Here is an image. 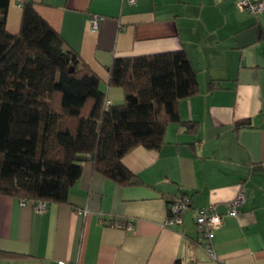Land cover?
<instances>
[{"label":"crops","instance_id":"obj_1","mask_svg":"<svg viewBox=\"0 0 264 264\" xmlns=\"http://www.w3.org/2000/svg\"><path fill=\"white\" fill-rule=\"evenodd\" d=\"M32 1L100 77L108 103L124 101L107 84L120 56L184 48L198 91L179 100L180 121L167 124L158 149L137 146L123 156L142 184L119 186L84 161L67 202L36 211L0 194V252L14 255L1 261L216 264L193 217V208L214 204L223 219L213 238L218 256L225 264H264V13L240 11L234 0ZM21 2L9 0L10 33L19 30ZM247 118L249 125L234 128ZM239 191L238 213L229 215L227 201ZM172 195L189 196L190 206L169 227Z\"/></svg>","mask_w":264,"mask_h":264},{"label":"trees","instance_id":"obj_2","mask_svg":"<svg viewBox=\"0 0 264 264\" xmlns=\"http://www.w3.org/2000/svg\"><path fill=\"white\" fill-rule=\"evenodd\" d=\"M8 4L0 0V194L67 202L84 161L119 186L142 184L122 158L137 146L158 149L167 124L180 121L179 100L197 93L186 50L114 57L107 84L124 101L111 104L100 77L32 0L21 2L16 33L5 26Z\"/></svg>","mask_w":264,"mask_h":264},{"label":"built area","instance_id":"obj_3","mask_svg":"<svg viewBox=\"0 0 264 264\" xmlns=\"http://www.w3.org/2000/svg\"><path fill=\"white\" fill-rule=\"evenodd\" d=\"M133 3L135 0H128ZM235 5L238 10L251 13V14H262L264 13V0H234ZM98 16L92 15L90 17V25L92 29L98 28ZM243 200V193L239 191L237 195L227 201V214L236 215L238 213V206ZM21 203L25 201L21 200ZM33 209L36 211H41L46 208V203L43 201L30 202ZM190 206V197L187 195H172L168 198V211L167 217L165 219V225L172 227L175 225H180L182 223V213L185 209ZM193 217L195 224L200 233V245L206 252L207 256L213 260L216 264H225V261L218 256L215 246H214V234L215 231L222 224V214L218 212L214 204L207 207L193 208ZM114 226V224H112ZM130 224L127 225L129 227ZM0 264H4L1 261ZM6 264H14L13 262H8ZM57 264H68L64 260H59Z\"/></svg>","mask_w":264,"mask_h":264}]
</instances>
